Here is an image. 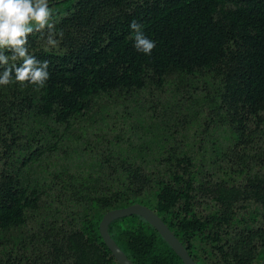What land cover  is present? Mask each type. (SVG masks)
Instances as JSON below:
<instances>
[{"label": "trees", "instance_id": "16d2710c", "mask_svg": "<svg viewBox=\"0 0 264 264\" xmlns=\"http://www.w3.org/2000/svg\"><path fill=\"white\" fill-rule=\"evenodd\" d=\"M49 6L64 32L59 47L46 50L39 33L28 37L29 54L49 61L46 86H0V264H119L99 223L135 204L155 213L196 264H260L264 0ZM133 20L155 41L150 56L134 48ZM100 98L134 111L172 105L191 113L195 128L123 155L103 151L86 175L65 169L33 181V166L57 151L60 128L66 132ZM30 220V233L7 247L5 235ZM108 234L132 264H183L140 216L112 221Z\"/></svg>", "mask_w": 264, "mask_h": 264}, {"label": "rangeland", "instance_id": "374dc122", "mask_svg": "<svg viewBox=\"0 0 264 264\" xmlns=\"http://www.w3.org/2000/svg\"><path fill=\"white\" fill-rule=\"evenodd\" d=\"M144 97L147 98L145 95ZM94 102L92 109L84 117L75 120L66 132L63 127L60 128L62 140L57 151L33 166L30 171L33 174L31 178L33 181L36 179L35 176L65 169L71 173L86 175L90 173V165H95L97 159H102L99 153L103 151L106 155L109 153L121 155L129 153L133 147L136 151L150 141H158L159 135L172 134L177 141L178 137H183L184 133H192L195 128H190L188 124L194 123L192 114L177 110L172 105L167 108L159 103L155 111L149 107L134 111L124 108L122 103L113 99L100 98ZM170 140L171 143L175 141L174 138ZM34 226V220H30L19 231H13L11 235L6 234L5 236L10 238V244L6 246L9 247L21 236L30 233Z\"/></svg>", "mask_w": 264, "mask_h": 264}, {"label": "clouds", "instance_id": "9594fccd", "mask_svg": "<svg viewBox=\"0 0 264 264\" xmlns=\"http://www.w3.org/2000/svg\"><path fill=\"white\" fill-rule=\"evenodd\" d=\"M53 16L49 0H0V66H5L0 72V86L32 85L36 91L46 86L50 78L49 61H39L29 54L28 37L39 33L46 50L59 47L64 32L56 31ZM129 28L134 37V48L150 56L155 41L144 34L143 25L136 20L130 22ZM57 35L60 39H56ZM9 61L22 63L19 66L12 63L8 67Z\"/></svg>", "mask_w": 264, "mask_h": 264}, {"label": "water", "instance_id": "95a60500", "mask_svg": "<svg viewBox=\"0 0 264 264\" xmlns=\"http://www.w3.org/2000/svg\"><path fill=\"white\" fill-rule=\"evenodd\" d=\"M131 215L140 216L146 222H148L168 243L172 248L175 254L181 259L183 264H196L192 258L188 255L187 251L184 249L182 244L178 239L173 235V233L167 228L164 222L149 208L142 206L140 204L131 205L124 208L113 209L108 211L102 217L99 223V232L100 235L107 246L111 251L114 258L119 264H132V262L126 257V255L118 248L114 241L110 238L108 234V225L119 218L128 217ZM260 264H264V259Z\"/></svg>", "mask_w": 264, "mask_h": 264}]
</instances>
